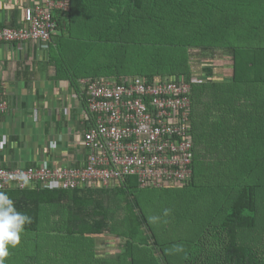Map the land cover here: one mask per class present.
Wrapping results in <instances>:
<instances>
[{
    "label": "trees",
    "instance_id": "trees-1",
    "mask_svg": "<svg viewBox=\"0 0 264 264\" xmlns=\"http://www.w3.org/2000/svg\"><path fill=\"white\" fill-rule=\"evenodd\" d=\"M224 2L71 0L69 9L56 11L58 26L51 41L59 34L60 43L67 32L76 48L67 59L57 42L51 43V62L80 95L83 79L99 77L121 83L141 76L151 82L166 76L189 80L197 72L210 81L192 87L194 160L187 184L141 188L138 178L130 176L110 188L0 190L31 218L23 235L47 230L40 222L42 207L65 201L59 232L68 226L67 237H72L52 241L62 238L67 248L73 245V264H264V38L254 34L264 25L253 21L246 26L244 13L235 14L238 7L230 6V15ZM75 4L83 13L79 18ZM231 16H236L234 22ZM195 46L232 50L233 80L211 81L213 64L195 69L190 50ZM145 189L178 201L181 195L189 198L185 204L165 200L152 210L154 200ZM142 191L143 196L138 194ZM110 192L126 203L120 223L110 224V211L97 198ZM201 197L206 201L200 203ZM106 232L125 240L116 257L96 256L94 236ZM27 241L21 248L9 246L4 264H22L17 257L25 259L31 252Z\"/></svg>",
    "mask_w": 264,
    "mask_h": 264
},
{
    "label": "built area",
    "instance_id": "built-area-1",
    "mask_svg": "<svg viewBox=\"0 0 264 264\" xmlns=\"http://www.w3.org/2000/svg\"><path fill=\"white\" fill-rule=\"evenodd\" d=\"M71 0H43L25 9L19 27H0V42H51L57 32L56 11ZM90 123L83 132L84 163L56 165L48 160L27 167L0 162V190L110 188L130 176L141 188L166 189L187 184L193 176V75L155 78L136 76L119 83L99 77L82 80ZM8 103L0 92V114ZM0 133V153L6 147Z\"/></svg>",
    "mask_w": 264,
    "mask_h": 264
},
{
    "label": "crops",
    "instance_id": "crops-1",
    "mask_svg": "<svg viewBox=\"0 0 264 264\" xmlns=\"http://www.w3.org/2000/svg\"><path fill=\"white\" fill-rule=\"evenodd\" d=\"M42 1L0 0V27L21 26L26 7ZM75 7L79 18L83 13L78 5ZM59 36L55 37L56 48L62 49V56L72 59L75 44L68 42L67 32L60 43ZM55 41L0 42V92L8 103V110L0 114V133L6 139L0 162L5 167L31 166L44 160L76 166L86 160L83 132L92 116L84 96L73 89L69 77L57 74L51 62L50 46ZM9 197L12 198L10 194ZM55 203L42 207L40 222L47 230L41 227L39 232H33L31 240L38 239L40 232H59L64 214H58ZM101 235L105 234L94 236L96 256L97 237Z\"/></svg>",
    "mask_w": 264,
    "mask_h": 264
},
{
    "label": "rangeland",
    "instance_id": "rangeland-1",
    "mask_svg": "<svg viewBox=\"0 0 264 264\" xmlns=\"http://www.w3.org/2000/svg\"><path fill=\"white\" fill-rule=\"evenodd\" d=\"M250 2V4H249ZM224 4L226 5V8L229 9L230 11V6L234 7L237 9L235 14L239 13H244L245 17H243V23L245 22V25L247 24L249 27L253 25L254 23H260L262 26V22L264 25V0H225ZM233 13V15H235ZM231 15V11L229 12ZM227 14V16H229ZM232 21L234 22L236 19V16H231ZM238 24V20L236 22ZM246 25V26H247ZM264 27L262 28V30ZM260 29L258 30V33L255 32L256 38L262 39L264 38V31ZM263 32V33H262ZM245 33V32H244ZM239 41V40H238ZM240 42V41H239ZM190 48L191 50V55H192V66L197 69L202 66L206 65H211L213 64V67H215V71L213 75L211 74V81L216 82V83H223L225 81H231L233 80L234 76V63H235V55L232 50L229 51H222V50H207L199 46H195ZM201 71H198L200 73ZM197 75V72H196ZM199 78H201V82H207V80L210 81L208 77H205V74H200ZM207 79V80H206ZM206 80V81H205ZM194 191V190H193ZM145 193H147L148 196L152 197V200H154V210L157 208V206L161 205L165 200L167 201H175V202H180L185 204L186 201L188 200L187 197H184V195L180 196V199L178 201L177 197H171L167 195H161L157 190H144ZM142 193V194H141ZM141 193H138L139 195L143 196V191ZM98 200L110 211L109 213L111 216L109 217V222L110 224H114L116 222L120 223V220L123 219L125 212H126V203L124 200H122L115 192H110L102 195L101 197H97ZM177 198V201H176ZM174 199V200H173ZM97 200V202H99ZM206 201L204 197L200 198V203ZM193 203L196 205L199 203L198 199L192 200ZM54 206L57 207V212L59 215H61V212L66 214V208H67V202L62 201L60 203H55ZM154 218L155 216L152 214L151 216ZM61 221V220H60ZM155 222V218L153 220ZM63 224V223H62ZM61 226V225H60ZM66 226L62 232H40V235L38 239L35 237V240H30L32 235L34 233L32 232H27V235H21L20 243L18 244V247L21 248V245L24 246L23 241L28 239V248L31 252H29V255L27 258L24 259L21 255H19L17 258L22 262V264H35L36 262L34 260V257L37 254V260H39V264H71V258H73V254L70 253L72 251V246H68V248L65 246L66 244L64 243V239L58 240L59 242L52 241V238L57 237L60 239V237H65L66 239L72 237L68 236L67 234L69 233L67 230ZM46 229V228H44ZM105 235H101L97 237L98 241V249H97V256H100L101 258H109V257H116L120 254L122 251V247L124 246L125 240L122 237L119 236H114L111 235L109 236V233H104ZM51 237V238H49ZM56 238V239H57ZM32 239V238H31ZM65 239V240H66ZM72 240V239H70ZM22 242V243H21ZM39 245L36 249V246ZM32 248H34L32 250ZM67 249V250H66ZM66 251L68 253H66ZM70 257V258H69ZM69 261V262H68ZM15 264V263H12Z\"/></svg>",
    "mask_w": 264,
    "mask_h": 264
},
{
    "label": "clouds",
    "instance_id": "clouds-1",
    "mask_svg": "<svg viewBox=\"0 0 264 264\" xmlns=\"http://www.w3.org/2000/svg\"><path fill=\"white\" fill-rule=\"evenodd\" d=\"M30 222L31 218L17 211L12 199L0 192V264L9 255V246L15 248L20 243L24 225Z\"/></svg>",
    "mask_w": 264,
    "mask_h": 264
}]
</instances>
